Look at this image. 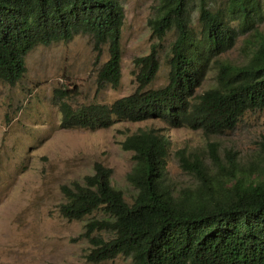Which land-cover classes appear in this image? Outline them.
Returning <instances> with one entry per match:
<instances>
[{
  "label": "trees",
  "instance_id": "16d2710c",
  "mask_svg": "<svg viewBox=\"0 0 264 264\" xmlns=\"http://www.w3.org/2000/svg\"><path fill=\"white\" fill-rule=\"evenodd\" d=\"M196 0H158L148 23L154 42L135 58L136 89L111 103L67 100L57 88L55 102L64 127H108L116 119L164 120L209 137L233 129L248 110L264 108V0H227L214 8L197 0L200 28L192 24ZM121 0H0V79L11 84L25 74L26 54L36 44L70 39L82 32L96 48L107 44L109 57L97 70L100 86H118L122 77ZM262 25V26H261ZM174 29L168 81L148 87L161 66V40ZM240 34L246 59L222 54ZM215 82L199 91L207 73ZM169 133L139 127L122 141L133 151L127 179L136 192L131 202L112 184V169L102 162L81 180L62 184L60 212L83 219L86 257L100 262L126 255L132 264H264V136L259 159L241 163L236 151L221 155L220 143L208 150L180 148L181 166L197 183L177 189L169 179ZM210 162L207 161V153Z\"/></svg>",
  "mask_w": 264,
  "mask_h": 264
},
{
  "label": "rangeland",
  "instance_id": "374dc122",
  "mask_svg": "<svg viewBox=\"0 0 264 264\" xmlns=\"http://www.w3.org/2000/svg\"><path fill=\"white\" fill-rule=\"evenodd\" d=\"M207 1L217 8L227 0ZM121 2L125 20L118 86H100L97 70L109 57L108 47L96 48L93 37L82 32L70 39L36 44L26 54L27 69L19 81L11 84L0 79V264H132L126 255L89 261L86 254L90 243L82 236L87 218L67 219L59 205L65 200L62 184L92 173L97 161L112 169V184L131 202L136 190L127 174L134 163L133 151L124 149L122 141L139 127L154 125L169 133L167 172L177 189L197 183L196 177L181 166L176 154L180 148L208 150L209 142L217 141L225 160L229 149L246 165L259 159L264 108L248 110L233 129L209 137L187 126L170 127L160 119H116L112 125L98 128L61 125L55 102L57 88L70 90L67 100L77 105L111 103L138 86L135 58L147 54L158 41L148 23L158 0ZM191 12L192 24L199 29L197 0ZM175 35L172 29L161 40V66L148 87L168 81L169 51ZM246 35L240 34L222 56L238 63L245 61ZM214 82L215 69H210L198 90Z\"/></svg>",
  "mask_w": 264,
  "mask_h": 264
}]
</instances>
